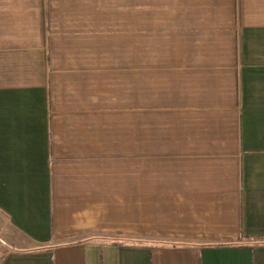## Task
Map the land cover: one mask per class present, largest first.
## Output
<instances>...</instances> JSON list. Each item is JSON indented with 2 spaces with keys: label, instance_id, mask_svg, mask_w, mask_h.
<instances>
[{
  "label": "crops",
  "instance_id": "1",
  "mask_svg": "<svg viewBox=\"0 0 264 264\" xmlns=\"http://www.w3.org/2000/svg\"><path fill=\"white\" fill-rule=\"evenodd\" d=\"M0 264H264V0H0Z\"/></svg>",
  "mask_w": 264,
  "mask_h": 264
},
{
  "label": "trees",
  "instance_id": "2",
  "mask_svg": "<svg viewBox=\"0 0 264 264\" xmlns=\"http://www.w3.org/2000/svg\"><path fill=\"white\" fill-rule=\"evenodd\" d=\"M113 240H117V239H113Z\"/></svg>",
  "mask_w": 264,
  "mask_h": 264
}]
</instances>
